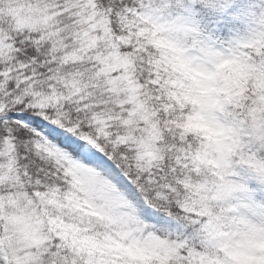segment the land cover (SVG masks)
<instances>
[{
	"label": "snow or ice",
	"instance_id": "obj_1",
	"mask_svg": "<svg viewBox=\"0 0 264 264\" xmlns=\"http://www.w3.org/2000/svg\"><path fill=\"white\" fill-rule=\"evenodd\" d=\"M0 264H264V0H0Z\"/></svg>",
	"mask_w": 264,
	"mask_h": 264
}]
</instances>
